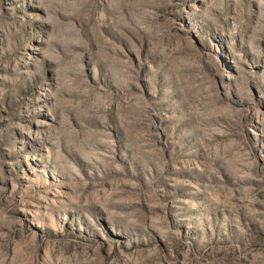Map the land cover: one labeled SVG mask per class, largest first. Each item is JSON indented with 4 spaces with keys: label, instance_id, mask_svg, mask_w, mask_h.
Masks as SVG:
<instances>
[{
    "label": "rangeland",
    "instance_id": "rangeland-1",
    "mask_svg": "<svg viewBox=\"0 0 264 264\" xmlns=\"http://www.w3.org/2000/svg\"><path fill=\"white\" fill-rule=\"evenodd\" d=\"M0 264H264V0H0Z\"/></svg>",
    "mask_w": 264,
    "mask_h": 264
}]
</instances>
